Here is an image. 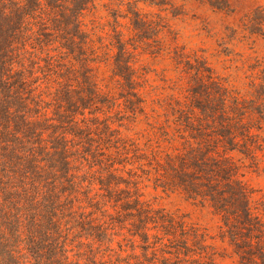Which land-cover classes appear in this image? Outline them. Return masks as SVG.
Returning <instances> with one entry per match:
<instances>
[{
  "label": "trees",
  "instance_id": "16d2710c",
  "mask_svg": "<svg viewBox=\"0 0 264 264\" xmlns=\"http://www.w3.org/2000/svg\"><path fill=\"white\" fill-rule=\"evenodd\" d=\"M102 8L0 0V264H223L207 230L149 189L208 210L238 264H264L242 180L264 158L261 134L219 84L217 129L190 87L164 128L137 132L145 73L130 41L145 22L132 8L126 36Z\"/></svg>",
  "mask_w": 264,
  "mask_h": 264
},
{
  "label": "rangeland",
  "instance_id": "374dc122",
  "mask_svg": "<svg viewBox=\"0 0 264 264\" xmlns=\"http://www.w3.org/2000/svg\"><path fill=\"white\" fill-rule=\"evenodd\" d=\"M97 3L105 6L99 13L103 21L118 17L126 36L132 8L137 9L145 22L138 37L130 41L138 52V67L145 73L146 118L140 119L137 132L147 130V121L158 130L164 128L165 120L170 119L179 101H185L190 87L194 88L189 100L195 116L214 120L212 125L217 129L221 103L216 94L220 91L213 85L219 84L245 109L244 119L251 121V132L261 134L263 149L259 156L264 155V92L260 91L264 88V0H97ZM197 73L204 77L196 78ZM206 93L214 97L210 103L204 100ZM247 167L242 180L252 195L253 213L259 223L260 234L256 235L264 241V158L258 167L252 164ZM145 197L155 207L188 215L214 239L210 243L225 257L223 264H238L227 240L220 242L218 217L190 206L179 194L167 197L149 189Z\"/></svg>",
  "mask_w": 264,
  "mask_h": 264
}]
</instances>
